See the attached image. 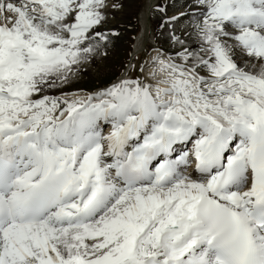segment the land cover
I'll return each instance as SVG.
<instances>
[{"label":"snow or ice","instance_id":"snow-or-ice-1","mask_svg":"<svg viewBox=\"0 0 264 264\" xmlns=\"http://www.w3.org/2000/svg\"><path fill=\"white\" fill-rule=\"evenodd\" d=\"M122 7L0 0V264H264V0L154 5L168 49L64 90Z\"/></svg>","mask_w":264,"mask_h":264},{"label":"rangeland","instance_id":"rangeland-1","mask_svg":"<svg viewBox=\"0 0 264 264\" xmlns=\"http://www.w3.org/2000/svg\"><path fill=\"white\" fill-rule=\"evenodd\" d=\"M145 2L146 0H120L123 7L114 10L113 18L109 15L108 22L102 29H109L110 26L116 25L118 28L117 33H119L118 37L113 38V43L108 47L107 55L98 57L90 68L83 70L80 76L74 79L73 83L66 86L64 90H95L110 83L117 76L121 75L125 65L129 61L133 64L142 63L151 54V49L155 47V44L162 45L165 49L169 48L168 39L166 38L163 40V38L161 39L157 34L160 31L165 32V37L167 36V32L158 27V24L159 26L161 24L160 21L157 20L159 14H156V11L151 12L149 21L139 19ZM155 3L159 5L160 0H156ZM160 6H162V3ZM164 7L166 8L165 5ZM111 10L112 9H110L109 12ZM182 10V7H180L175 11L173 10V12H167V15H176ZM137 33H140L141 38L139 42L134 45L133 37L137 35ZM148 50L149 53L147 54ZM143 51L146 52L143 53ZM136 54L140 56H135ZM50 94L59 95L60 92L54 91Z\"/></svg>","mask_w":264,"mask_h":264},{"label":"bare ground","instance_id":"bare-ground-1","mask_svg":"<svg viewBox=\"0 0 264 264\" xmlns=\"http://www.w3.org/2000/svg\"><path fill=\"white\" fill-rule=\"evenodd\" d=\"M155 1L156 0H146L145 5L143 6V9H142V12H141V19L142 20L149 21V17L151 16L150 14H151V12L154 11V7L153 6L156 5V4L158 5V3L155 4ZM119 2H120V0H119ZM191 2H192V0H167V2H166V0H160V4L162 3L163 7H164V5L166 6V12H168V13H170V11L173 12V10L174 11L177 10L178 8L182 7V5L184 6V7H182V9H183L182 11H185L187 4H189ZM114 10L115 9H112L109 12V15H110L111 18L114 17ZM157 13L158 12H156V14ZM156 14H155V18H156ZM158 14L159 15L157 16V20H159L160 24H161V23H163V21H164V19L166 17H164V14H162V13H158ZM158 27H160L159 24H158ZM108 30H115L117 32L118 28H117L116 25H112V26L109 27V29H105V31H108ZM158 30H160V29H158ZM157 34H158L159 37H161V39L163 38V40H165L167 38V36L165 37V32H160L159 31ZM155 47L164 48L162 45H156V44H155ZM136 56H140V55H136ZM72 92H75V91H72Z\"/></svg>","mask_w":264,"mask_h":264}]
</instances>
